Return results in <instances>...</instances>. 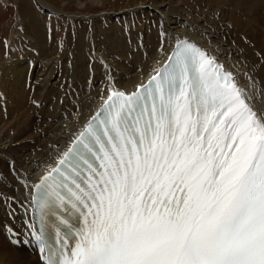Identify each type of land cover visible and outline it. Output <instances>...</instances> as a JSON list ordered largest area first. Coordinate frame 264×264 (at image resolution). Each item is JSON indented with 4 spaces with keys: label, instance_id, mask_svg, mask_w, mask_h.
I'll return each instance as SVG.
<instances>
[{
    "label": "snow or ice",
    "instance_id": "6c2138e0",
    "mask_svg": "<svg viewBox=\"0 0 264 264\" xmlns=\"http://www.w3.org/2000/svg\"><path fill=\"white\" fill-rule=\"evenodd\" d=\"M154 71L132 93L108 84L34 184L9 161L30 191L44 264H264V114L253 94L189 39ZM69 206L71 219L60 215Z\"/></svg>",
    "mask_w": 264,
    "mask_h": 264
},
{
    "label": "bare ground",
    "instance_id": "6f19581e",
    "mask_svg": "<svg viewBox=\"0 0 264 264\" xmlns=\"http://www.w3.org/2000/svg\"><path fill=\"white\" fill-rule=\"evenodd\" d=\"M33 2L35 5L30 3L27 7H21L22 15H29V19L21 18L22 22L30 21L24 25L25 35L31 27L37 31L35 39L39 45L43 43V29L36 16L38 10L56 21L52 32L55 39L61 42L69 18L54 14L41 0ZM213 2V7L217 8L211 15V18L217 19L215 25L184 19L187 23L182 27L174 22V19L180 18L179 14L171 9L166 10V15L156 8H147L154 13L151 26L154 27L155 21L159 20L164 33L161 48L152 52L134 51L129 60L122 59L117 68L112 64L106 76L98 81L91 70L86 82L65 84L67 87L63 89L62 96L52 93L51 103L43 113L41 108L52 88V74L58 73L57 64L50 66V69L41 67L37 77L40 80L36 81L40 87L29 95L25 91L21 93L24 81L17 70L24 64L17 63L0 69V264H40L35 252L27 247L23 239L27 237V226L31 219L30 191L13 178L9 161L15 162L21 175L32 185L39 174L52 166L85 119L109 94L107 85L114 84L125 93L132 91L163 64L178 39L194 41L215 56L220 64L235 74L239 86L253 94L254 107L264 114V0H236L231 5L228 0ZM32 18L36 22L32 23ZM3 30L6 33L8 29L4 27ZM148 35L147 31L143 34L145 47ZM6 54L13 58L21 55V52L14 47ZM5 86L7 94L1 97ZM25 131L30 135L21 136L20 132ZM6 197L12 199L6 201ZM10 236L15 240L14 244Z\"/></svg>",
    "mask_w": 264,
    "mask_h": 264
},
{
    "label": "rangeland",
    "instance_id": "374dc122",
    "mask_svg": "<svg viewBox=\"0 0 264 264\" xmlns=\"http://www.w3.org/2000/svg\"><path fill=\"white\" fill-rule=\"evenodd\" d=\"M41 1L54 14L66 15L69 18L61 42L55 39L56 36L52 32L56 21L38 10L36 16L43 29V43L39 45L35 39L37 31L31 27L25 35L24 25L30 21L22 22L21 18L29 19V15H22L21 7H27L30 3L35 5L33 0H0V22L5 23L0 24V69L17 63L24 64L17 70L24 81L21 93L25 91V94L29 95L40 87L36 81L41 67L50 69V66L57 64L58 73L52 74L54 77L50 81L52 88L48 91L46 101L41 108L42 113L51 103L52 93H60L62 96L63 89L67 87L65 84L86 82L91 70L94 71L95 80L98 81L106 76L112 64L117 68V64L122 59L129 60L131 53L159 50L164 40L161 36V25L159 20H156L155 26H151L154 13L147 8H156L166 15H168L166 10L171 9L180 16L174 19V22L182 27L187 23L184 19L197 23L209 22L212 25L217 23V19L211 18L212 13L217 9L213 7V0L208 2L203 0L207 4L200 0ZM234 1L236 0H228V3L231 5ZM33 21L36 22L32 18V23ZM3 26L7 27L8 32H4ZM145 31L149 33L146 47L143 39ZM14 47L19 48L21 55L10 58L6 52ZM3 91L1 97L7 94V86ZM20 135L24 137L30 134L25 131L20 132Z\"/></svg>",
    "mask_w": 264,
    "mask_h": 264
}]
</instances>
